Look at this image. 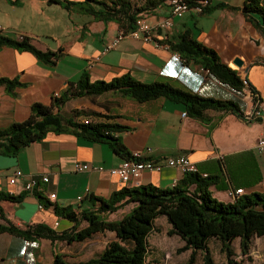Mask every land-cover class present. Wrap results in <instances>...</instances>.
<instances>
[{
  "label": "crops",
  "instance_id": "crops-1",
  "mask_svg": "<svg viewBox=\"0 0 264 264\" xmlns=\"http://www.w3.org/2000/svg\"><path fill=\"white\" fill-rule=\"evenodd\" d=\"M128 1L134 7H142L147 0ZM222 1L231 8H218L208 13L214 15L218 12L209 29H204L198 19L205 14L189 12L175 18L172 27L158 34L171 36L185 27H191L194 37L214 48L222 62L236 69L240 77H246L254 86L261 100L258 118L247 121L230 110L208 108L203 111L202 118L197 119L183 114L181 104L164 97L137 101L112 92L71 97L61 107L59 114L77 121L87 118L81 114L82 111L98 113L88 116L93 121H102L106 115L113 116L110 121L124 126L114 134L131 154L141 152L152 159L187 155L198 174L212 178L208 186L211 195L219 201L232 202L234 198L229 191L236 188H243V194L264 191V152H258L255 148L257 139L264 137V39L242 15V0ZM167 3V0L162 1L141 13L149 23L154 24L168 14ZM37 5L41 9L37 10ZM44 5L51 4L47 0H19L17 4L0 0V26L3 28L0 35L16 39L22 35L28 36L31 43L41 50L56 51L61 48L57 61L51 65L41 62L27 50L9 46L0 48V77L16 78L23 83L16 86L12 93L0 85V128L26 119L33 102L49 104L54 92H61L68 81L77 80L82 72H86L91 80H110L128 72L143 82H165L202 97L232 100L242 112L249 109L251 103L244 93L222 83L201 66L184 61L167 45L125 37L115 49L103 52L105 44L122 30L116 21L104 22L92 15L65 9L66 18L60 37L50 44L42 38V33H34L42 32ZM58 23L57 20L50 21L53 27H58ZM193 30H197L196 35ZM235 57L243 60L241 67L233 64ZM64 109L69 112L65 117L62 114ZM123 159L106 143L91 142L69 132L52 131L47 132L41 140L22 147L14 156L0 154V193L22 195L19 201L0 198V224L10 222L25 228L29 224L45 223L57 231L64 230L72 225V221L57 216L52 205L43 206L36 193L52 204L76 208L87 205L90 195L106 198L122 187L146 183L170 188L183 176L180 169L163 166L160 170H143L138 177L123 183L107 170ZM83 162L101 164L105 169L77 171L76 164ZM16 168L25 175L15 184H10L7 176ZM43 174L49 178L47 183L36 186L34 192L23 189L28 175ZM50 194L54 196L50 197ZM78 196H81L80 201L77 200ZM133 206L134 203L130 202L103 216L115 220ZM118 211H123L122 215L112 218ZM170 227L165 216L155 218V229L148 235L147 261L149 257L161 256L171 239L184 244L179 235L167 234ZM97 234L112 236L109 241L115 238L109 231L93 236ZM85 241L64 242L63 247H58L62 242H51L45 238L27 240L1 231L0 264H52L55 253L63 254L69 262L85 261L91 256L83 258V254H76L80 250L77 245ZM212 241L219 253L224 255L220 249L221 242L213 237L208 240L211 255H215L210 244ZM231 246L234 254L240 252L239 238L233 239ZM183 251L189 257L192 249ZM201 256L197 250L196 264Z\"/></svg>",
  "mask_w": 264,
  "mask_h": 264
},
{
  "label": "trees",
  "instance_id": "trees-1",
  "mask_svg": "<svg viewBox=\"0 0 264 264\" xmlns=\"http://www.w3.org/2000/svg\"><path fill=\"white\" fill-rule=\"evenodd\" d=\"M8 1L19 3V0ZM162 1L165 0H147L142 7H134L128 0H47V3L58 4L67 11L92 15L104 22L116 21L126 32L134 28L136 18L144 9L156 6ZM188 1L190 5L195 4V0ZM218 8L231 6L222 0H209L200 14H208ZM240 10L264 39V0H242ZM157 41L178 53L184 61L201 66L222 83L242 91L244 83L237 70L222 62L214 48L194 37L191 27H185L176 34L164 36ZM3 46L27 50L49 65L57 61L61 50H41L25 35L17 39L0 35V48ZM248 84L251 91L257 94L254 86L250 82ZM0 85L12 93L16 86H22L23 83L16 78L0 77ZM105 92L137 101L164 97L181 104L185 114L197 119H201L203 111L208 108L230 110L243 117V112L232 100L202 97L165 82H143L128 72L110 80H91L86 72H82L77 80L68 81L67 86L57 96L52 95L49 104L33 102L26 119L0 128V154L14 156L22 147L41 140L47 132L52 131L69 132L91 142L106 143L117 155L132 158L120 138L114 134L124 129V126L110 121L113 116L106 115L102 121H93L88 116H96L98 113L82 111L81 114L88 118L84 122L72 117L63 118L59 114L61 107L71 97ZM211 182V177L201 176L198 172H185L170 188L151 183L125 186L113 191L106 198L90 195L87 205L76 208L52 204L36 193L43 206L52 205L54 213L72 221V225L57 231L45 223L19 228L8 222L0 224V232L7 231L27 240L45 238L51 242L71 243L109 231L115 238L96 256L73 263L67 261L63 254L55 253L52 264H147L148 235L155 229V218L163 215L171 225L167 234L179 235L184 240L179 250L192 249L184 264H196L197 250L202 255L198 264H217L208 247V240L212 237L221 242L220 249L225 255L226 264H242L235 260L231 242L239 238L240 252L248 254L252 239L264 237V191L240 194L232 202H222L215 199L208 190ZM0 198L19 201L22 195L0 193ZM130 202L134 206L122 217L109 220L103 216ZM82 223L84 224L81 225Z\"/></svg>",
  "mask_w": 264,
  "mask_h": 264
},
{
  "label": "built area",
  "instance_id": "built-area-1",
  "mask_svg": "<svg viewBox=\"0 0 264 264\" xmlns=\"http://www.w3.org/2000/svg\"><path fill=\"white\" fill-rule=\"evenodd\" d=\"M208 3L209 0H195V4L190 5L188 0H169L167 3L169 9L168 14L154 24H151L146 20L144 13H140V15L135 20L134 28L126 32L123 30L118 31V33L105 44L103 52L115 49L119 42L125 37L158 43L157 40L164 37L163 34H158V32H163L164 30L172 27L175 18H181L189 12L200 14L202 13L204 6H206ZM2 29L3 28L0 26V30ZM241 78L244 83L241 93H244V96H247L249 102L251 103L249 109L243 112V118L247 121H250L260 116L261 100L256 93L251 91L247 78ZM53 95L57 96L58 92H54ZM183 114H185V112H183ZM84 122H87V120L85 119ZM255 148L258 152H264L263 136L257 139ZM163 166L178 168L183 174L185 172H197L196 166L189 160L187 155L180 154L173 157L152 159L145 157L141 152L132 153V158H124L116 165L107 168V170L110 174L117 176L123 183H127L132 178L138 177L143 170H160ZM75 169L77 171H88L93 169L102 171L105 168L101 164H89L83 162L77 163ZM24 175L25 174L20 169L16 168L11 172L10 175L7 176L8 182L10 184H15L19 179L23 178ZM48 181L49 178L46 174L40 176L28 175L24 180L23 189L28 192H34L36 186L45 184ZM243 193V188H236L233 191H229V195L234 199ZM53 196L54 194H50V197ZM77 200L80 201L81 196H78ZM39 207H42V204H39Z\"/></svg>",
  "mask_w": 264,
  "mask_h": 264
},
{
  "label": "rangeland",
  "instance_id": "rangeland-1",
  "mask_svg": "<svg viewBox=\"0 0 264 264\" xmlns=\"http://www.w3.org/2000/svg\"><path fill=\"white\" fill-rule=\"evenodd\" d=\"M44 6L45 8H43V14L41 16V18L44 19L42 32H34V33L36 34L42 33L43 34L42 38H44V40H46L50 44H54L56 42L57 37H60L59 33L64 27L63 20L66 18L65 15L66 10L63 9V7L56 4H51L48 6L44 5ZM39 9H41V6L37 5V10ZM215 14H218V12L214 13V15L211 14L200 15L198 17L200 21V25L204 29H209ZM51 20L59 21L58 27H53L52 25H50ZM39 29H41V27ZM193 32L195 35L197 34V30H193ZM44 35H48V37ZM62 114L65 117L69 114V112H67V110L64 109L62 111ZM122 212L123 211H118V213L112 215V218L120 217L122 215ZM110 239H112V236H108L105 234L104 235L97 234L89 239H86L85 242H82L79 245H77L79 246L78 248H80V250L79 253L76 254L78 255L83 254L84 256L83 258L88 256L91 257L95 256L100 252V250L103 248L106 242L109 241ZM168 242L170 245L165 247L162 255L158 256L157 258L149 257L147 264H184L185 260L188 258V254L185 251L179 250V248L182 245L178 244L177 242H174L172 239L169 240ZM64 244L65 243L62 242L58 247H63ZM210 244L215 253L213 257L215 259V262L217 264H226L225 256L219 253L215 242L212 241ZM234 258L237 261H241L242 264H264V238L263 237L254 238L248 254H242L238 252L235 253Z\"/></svg>",
  "mask_w": 264,
  "mask_h": 264
},
{
  "label": "water",
  "instance_id": "water-1",
  "mask_svg": "<svg viewBox=\"0 0 264 264\" xmlns=\"http://www.w3.org/2000/svg\"><path fill=\"white\" fill-rule=\"evenodd\" d=\"M233 64H235L237 67H241L243 65V60L239 57H235L233 59Z\"/></svg>",
  "mask_w": 264,
  "mask_h": 264
}]
</instances>
